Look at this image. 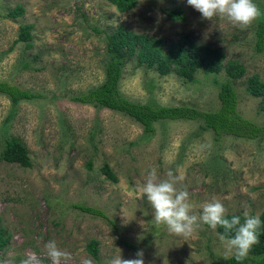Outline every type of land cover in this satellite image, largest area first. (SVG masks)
Here are the masks:
<instances>
[{
	"label": "rangeland",
	"instance_id": "obj_1",
	"mask_svg": "<svg viewBox=\"0 0 264 264\" xmlns=\"http://www.w3.org/2000/svg\"><path fill=\"white\" fill-rule=\"evenodd\" d=\"M264 13V0H254ZM22 6L23 16L9 17ZM183 10L185 21L170 12ZM261 15L241 29L224 18L208 21L186 0H137L121 13L108 0H0V82H8L38 97L14 106L0 94V232L6 246L0 264H20L35 253L40 264H52L45 244L55 239L80 264L90 256L107 264L115 255L132 258L143 249L145 264H231L217 229L201 225L185 239L153 222V209L139 187L152 167L160 175L171 169L182 176L195 213L212 196L229 215L264 212V140L226 136L217 142L198 121H163L147 135L130 117L74 97L106 80L107 36L120 27L160 37L169 43L190 35L200 44L222 49L227 62L237 61L246 77L233 80L239 112L264 125V102L248 91V79L264 81V52H257ZM32 26L31 43H16L21 28ZM227 75L198 72L193 80L177 73L162 76L154 69L126 62L122 95L137 103L188 106L217 111L220 85ZM17 139L29 151L32 168L2 160L7 143ZM91 165V167H90ZM109 166L114 183L103 173ZM102 210L108 219L83 213L74 205ZM113 222L114 224H111ZM99 242V255L88 251ZM264 256L249 254L244 264H262ZM264 264V263H263Z\"/></svg>",
	"mask_w": 264,
	"mask_h": 264
},
{
	"label": "trees",
	"instance_id": "obj_2",
	"mask_svg": "<svg viewBox=\"0 0 264 264\" xmlns=\"http://www.w3.org/2000/svg\"><path fill=\"white\" fill-rule=\"evenodd\" d=\"M121 13H127L135 9L137 0H108ZM25 10L22 6L9 13V17L23 16ZM173 20L185 21L183 10L170 12ZM32 26H23L16 43H31ZM257 52H264V22L257 29ZM107 52L109 59L106 67L105 82L87 93L76 96L74 101L84 105H95L124 114L139 123L147 135L155 133V125L163 121H198L204 127L212 131L217 142L226 136H232L247 140H264V125L244 117L238 110L239 95L232 81L246 77L247 69L237 61H227L225 52L212 45L200 44L190 35H182L176 42L169 43L163 38L148 34L136 33L120 27L115 33L107 36ZM137 61L138 66L154 69L162 76L177 73L179 76L193 80L198 72L219 75L225 72L228 80L220 85V108L217 111H201L188 106H161L151 103H137L125 98L120 91V83L126 62ZM249 93L262 99L264 102V81L259 75H253L247 82ZM0 94L10 98L14 106L23 100H32L38 96L11 85L8 82H0ZM2 160L19 164L23 168H32L33 163L28 148L17 139L7 143V147L1 156ZM91 167V165H90ZM103 173L112 182L117 183L118 178L109 166L103 167ZM75 209L94 216L108 219L106 214L95 207L86 205H74ZM243 221V215L237 214ZM232 215H229L231 217ZM262 225L260 229L259 243L255 244L249 254L264 256V212L260 216ZM1 222V218H0ZM111 224H114L111 222ZM223 233L222 228L217 229ZM230 233L229 235H231ZM7 240L3 231L0 232V251L6 246ZM99 242L94 240L88 245L89 253L98 258ZM231 264H244L245 260L233 259ZM264 263V259L261 262Z\"/></svg>",
	"mask_w": 264,
	"mask_h": 264
},
{
	"label": "clouds",
	"instance_id": "obj_3",
	"mask_svg": "<svg viewBox=\"0 0 264 264\" xmlns=\"http://www.w3.org/2000/svg\"><path fill=\"white\" fill-rule=\"evenodd\" d=\"M200 14L202 21H208V31L215 28L213 21L224 18L241 29L250 27L262 13L254 0H186ZM183 177L169 169L162 177L158 167L150 168L139 187L140 193L146 197L153 209V222L157 226H165L170 234L187 239L201 227L207 225L217 232L218 240L224 246V258L234 257L237 261L245 259L253 246L259 243L261 219L245 211L243 221L239 215L229 217L225 204L216 196L205 202L196 214L195 205L191 202L187 187L182 184ZM232 233L231 235H229ZM46 255L52 264L72 259V254L61 248L55 239L45 244ZM144 250H137L132 258H124L119 254L113 256L107 264H145ZM20 264H40L35 253L21 260ZM80 264H94L90 256L80 259Z\"/></svg>",
	"mask_w": 264,
	"mask_h": 264
}]
</instances>
